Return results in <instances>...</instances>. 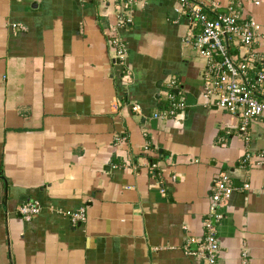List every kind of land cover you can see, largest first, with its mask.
Instances as JSON below:
<instances>
[{"label": "crops", "instance_id": "crops-1", "mask_svg": "<svg viewBox=\"0 0 264 264\" xmlns=\"http://www.w3.org/2000/svg\"><path fill=\"white\" fill-rule=\"evenodd\" d=\"M117 3L0 0V264H205L185 246L203 234L220 172L235 190L217 210L219 264H264V158L241 163L264 154V118L242 134L203 97L205 61L183 40L199 25L174 0L122 7L130 21L113 30ZM236 3L259 23L264 55V0ZM174 88L195 103L155 117ZM32 200L40 211L24 220L16 207ZM81 205L86 221L72 224L62 211Z\"/></svg>", "mask_w": 264, "mask_h": 264}, {"label": "built area", "instance_id": "built-area-1", "mask_svg": "<svg viewBox=\"0 0 264 264\" xmlns=\"http://www.w3.org/2000/svg\"><path fill=\"white\" fill-rule=\"evenodd\" d=\"M137 0H119L115 5L118 16L113 30L124 28L130 19L122 14V7L133 5ZM148 1V0H142ZM176 11L187 16L199 25V32L186 35L184 42L189 44L204 59V68L200 74L202 79V95L211 104L221 110L235 115L239 119V130L246 133L248 123L256 117L264 118V55H259L254 47L258 44L261 27L254 19L246 17L236 1L230 0L227 11H218L220 5L215 0H174ZM24 29L23 26H19ZM110 46L114 59L124 60L127 48L122 38L114 32L110 36ZM232 49L235 50L232 53ZM168 87L176 85L175 80H168ZM168 91L167 103L154 116L162 119H173L180 115L186 107L184 98ZM132 110L139 111L138 105ZM264 154L260 153L251 161L248 154L241 160L242 165L261 164ZM150 168L156 164L150 163ZM233 180L226 172H220L213 182L210 195L209 212L202 219L203 234L188 237L185 249L188 253L205 255V264H219V244L215 232V222L222 218L218 207L223 200L229 198L235 190ZM247 187L248 185L245 184ZM40 211V203L32 200L16 207L17 214L24 220L32 219ZM72 224L86 221V205L76 209L62 211ZM197 244L194 251L188 250V244ZM245 264V262H242Z\"/></svg>", "mask_w": 264, "mask_h": 264}, {"label": "water", "instance_id": "water-1", "mask_svg": "<svg viewBox=\"0 0 264 264\" xmlns=\"http://www.w3.org/2000/svg\"><path fill=\"white\" fill-rule=\"evenodd\" d=\"M118 61V60H117ZM161 80H158L157 81V83H156V87L159 89L160 88V86H161ZM177 91H178V89L177 88H174V89H172V92H174V93H177ZM156 98H158L159 97V95L158 94H156V96H155ZM186 103V105H192V104H194L195 103V99L190 95V94H188L187 95V97H186V101H185ZM108 169V168H107Z\"/></svg>", "mask_w": 264, "mask_h": 264}, {"label": "rangeland", "instance_id": "rangeland-1", "mask_svg": "<svg viewBox=\"0 0 264 264\" xmlns=\"http://www.w3.org/2000/svg\"><path fill=\"white\" fill-rule=\"evenodd\" d=\"M191 33H189L188 34V36L190 35ZM187 47V46H186ZM188 48V47H187ZM191 49V48H190ZM192 50V52H193V54L195 55V57L196 58H200V55L198 54V51L197 50H195V49H191ZM201 59V58H200ZM162 90H164V89H162ZM163 95L165 94V93H162Z\"/></svg>", "mask_w": 264, "mask_h": 264}, {"label": "trees", "instance_id": "trees-1", "mask_svg": "<svg viewBox=\"0 0 264 264\" xmlns=\"http://www.w3.org/2000/svg\"><path fill=\"white\" fill-rule=\"evenodd\" d=\"M113 161H115V159L113 158ZM23 204V203H22Z\"/></svg>", "mask_w": 264, "mask_h": 264}]
</instances>
